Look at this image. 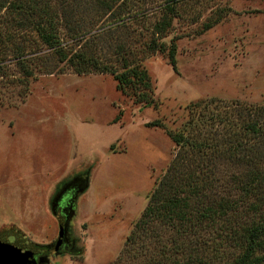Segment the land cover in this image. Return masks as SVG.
Listing matches in <instances>:
<instances>
[{
    "label": "rangeland",
    "instance_id": "374dc122",
    "mask_svg": "<svg viewBox=\"0 0 264 264\" xmlns=\"http://www.w3.org/2000/svg\"><path fill=\"white\" fill-rule=\"evenodd\" d=\"M19 1L0 0V233H22L43 249L41 264L162 262L164 246L170 250L175 237L170 227L155 222L129 239L183 151L176 137L204 145L213 129L223 127L212 118L225 123L239 119L245 109L264 107V0L179 3L165 51L145 58L139 54L152 84V104L136 102L131 91H118L110 74L78 75L68 64L61 65L63 72H43L41 61L51 50L34 25L39 15L25 22L15 9ZM61 1L51 6L59 15L53 24L68 44L71 27L65 26ZM120 1L121 16L128 21L137 12L151 13L164 0ZM65 2L81 11L75 20L82 19L85 29L116 27L114 17L97 13L89 1ZM135 28L144 29L142 23ZM119 35L104 42L100 55L110 57L111 46L123 39ZM170 41L176 44L174 65ZM133 48L145 49L139 43ZM102 49L99 45L97 51ZM18 53L27 56L25 61L16 58ZM22 66L32 76L25 77ZM255 163L251 169H263L260 160ZM217 166L215 192L238 200L237 178L249 167L224 161ZM68 202L63 222L68 209L57 212L58 206ZM62 223L71 245L62 250L69 253L57 254ZM221 235L217 229L203 232L213 249L206 254L209 264H232L241 252Z\"/></svg>",
    "mask_w": 264,
    "mask_h": 264
},
{
    "label": "trees",
    "instance_id": "16d2710c",
    "mask_svg": "<svg viewBox=\"0 0 264 264\" xmlns=\"http://www.w3.org/2000/svg\"><path fill=\"white\" fill-rule=\"evenodd\" d=\"M53 1L21 0L15 3V9L20 15L23 14L25 22L33 21L39 15V21L34 25L43 43L51 50L41 61L44 65L43 72H63L64 67L61 65L68 64L78 75L93 72L110 74L118 83V91L123 94L131 91L138 97L136 102L152 104L153 99L149 94L152 84L149 75L142 68V57L145 58L149 53L165 51L174 18L173 9L183 0H164L151 13L146 10L137 12L129 17L128 21L121 16V7L118 8L120 0H86L90 5L98 7L97 13L103 12L115 18L116 27L110 24L109 30H104L105 27L85 29L82 19L75 20L81 11L74 12L70 5H66V0H62L61 14L66 20L65 26L71 27V41L68 44L58 37L53 24L56 21L55 16L59 17L51 7ZM153 16L159 19L150 20ZM141 23L144 28L142 31L136 28L131 30L132 26L136 27ZM92 33L94 34L87 38ZM117 33H120L119 38L123 39L115 48L109 43L112 48V52L108 53L110 57L100 55L105 50L102 49L104 42L113 40ZM135 33L137 38L139 36L138 40L135 39ZM1 35L0 33V37ZM141 38H147V41L140 42ZM136 43L143 45L145 49L138 52L133 48ZM78 44H82L84 50L80 45L76 50L74 46ZM99 45L102 49L100 52L97 51ZM169 49L171 63L174 65V41L169 42ZM25 57L27 56L22 53L16 55L21 61H25ZM22 67L25 77L32 76L29 67ZM245 111L247 113H242L239 118L241 120L234 117V120L223 123V120L212 118V123L222 122L223 127L220 131L213 129L211 140L206 141L208 143L204 145L183 137L175 138L176 143L184 147L183 151L158 184L149 206L129 239V242L132 238L134 240V237L145 232L150 224L155 222L174 231L175 237L172 239L170 250L166 245L162 251L165 254L164 260L154 261L153 264H209L206 254L213 249L202 236L208 229L221 231V238L241 249L232 264H264V167L262 170L251 169L257 166L255 162L259 160L264 164V107L249 108ZM203 150L206 153H202ZM199 153L203 156L195 157V154ZM217 161L249 167V171L237 178V188L240 191L238 200L218 196L215 192L213 175L218 168ZM211 166L213 169L209 168ZM63 253L69 252H62L60 249L57 251V254ZM44 261L46 262V259Z\"/></svg>",
    "mask_w": 264,
    "mask_h": 264
},
{
    "label": "water",
    "instance_id": "95a60500",
    "mask_svg": "<svg viewBox=\"0 0 264 264\" xmlns=\"http://www.w3.org/2000/svg\"><path fill=\"white\" fill-rule=\"evenodd\" d=\"M65 225L60 224L57 249L65 238ZM43 249L30 243L19 231L0 233V264H41L37 255Z\"/></svg>",
    "mask_w": 264,
    "mask_h": 264
},
{
    "label": "flooded vegetation",
    "instance_id": "af4514ba",
    "mask_svg": "<svg viewBox=\"0 0 264 264\" xmlns=\"http://www.w3.org/2000/svg\"><path fill=\"white\" fill-rule=\"evenodd\" d=\"M68 209V211L66 212V215H64V217H65V220L63 221V222H65L66 221V218H67V216H68V213H69V211H70V209H71V205H70V202H68V203H61L59 206H58V211L57 212H61V211H66ZM63 215V214H62ZM71 244L69 243V242H67L65 239H64V241H63V243H62V245L57 249L56 248V250L58 251L59 249L62 251V250H64V248H66V247H68V246H70ZM44 255V254H43ZM40 256H42V254L41 255H37V260H38V258L40 257Z\"/></svg>",
    "mask_w": 264,
    "mask_h": 264
}]
</instances>
